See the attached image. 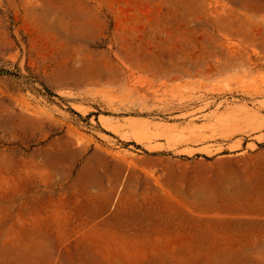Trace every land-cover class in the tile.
<instances>
[{
  "label": "rangeland",
  "instance_id": "rangeland-1",
  "mask_svg": "<svg viewBox=\"0 0 264 264\" xmlns=\"http://www.w3.org/2000/svg\"><path fill=\"white\" fill-rule=\"evenodd\" d=\"M0 264H264V0H0Z\"/></svg>",
  "mask_w": 264,
  "mask_h": 264
},
{
  "label": "bare ground",
  "instance_id": "bare-ground-1",
  "mask_svg": "<svg viewBox=\"0 0 264 264\" xmlns=\"http://www.w3.org/2000/svg\"><path fill=\"white\" fill-rule=\"evenodd\" d=\"M82 111H84V110L82 109ZM136 139H137L138 141H141V140L143 139V137L139 134V135H136Z\"/></svg>",
  "mask_w": 264,
  "mask_h": 264
}]
</instances>
